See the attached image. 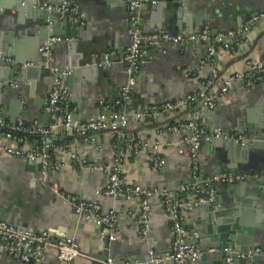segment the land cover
Returning <instances> with one entry per match:
<instances>
[{"label":"crops","instance_id":"0c3cea01","mask_svg":"<svg viewBox=\"0 0 264 264\" xmlns=\"http://www.w3.org/2000/svg\"><path fill=\"white\" fill-rule=\"evenodd\" d=\"M22 1L0 0L1 46L8 50L6 58L12 60L10 66L18 65L26 72L23 76H16L15 81L9 84L12 89L9 91L4 85L10 82L12 69L7 65L1 67L0 117L11 123L22 120L47 126L50 118L44 107L53 87V74L45 69L39 52L41 40L37 21L20 11L26 7ZM67 2L78 7L83 30L71 37L75 41L62 42L53 47V66L72 70L67 84L72 91L74 117L89 121L98 118L105 105L115 104L127 83V67L120 61L130 45L128 9L131 0ZM263 11L264 0H158L157 5H150L141 11L142 29L144 33L166 31L171 36L187 38L194 35L201 24L198 20L204 23L205 28L209 27L206 21H210L206 17H212L211 23L223 31L221 35L238 31L249 18ZM10 18L12 24L8 25ZM164 26L172 30L163 29ZM229 42L234 52L219 48L214 56H210V47L214 44L211 41L165 43L161 48L149 50L134 89L133 98L139 104L127 107V111L130 115L143 113L151 116L139 121L131 118L128 133L134 139L160 142L161 149L158 153L143 151L130 155L124 165L127 180L145 188L171 191L193 185L188 156L180 152L181 141L189 137L190 132L170 130L179 120L186 119L192 109L153 115V108L178 101L201 89L216 92L225 78L246 72L249 63L260 61L264 56V20ZM108 51L115 53V61L119 60L111 68H100L98 64ZM73 65L91 70L75 76L71 68ZM215 70L218 71L217 76ZM72 76L73 79H70ZM208 117L204 126L207 135L219 129L226 136H245L250 145L234 151L222 142L204 141L200 152L202 180L199 186L204 187L211 177L219 173L246 174L249 183L245 184V190L247 193L253 190L254 193H249L250 196L246 194L239 202L231 204L224 199L228 192L226 184H217L215 204L186 210V226L199 233V245L204 249L220 247V242L214 239L231 227L251 237L264 238V194L258 187L264 183V82L250 88L244 87L242 82L235 83L217 107L208 111ZM239 129L245 132L240 133ZM115 138L114 134L105 131L96 135L98 144L83 145L79 139L72 137L74 148L88 166L82 167L67 155L58 153L55 158L63 165L62 171L48 177L51 185L78 197L80 201H97L105 212H116L119 224L112 249H107L105 241L100 239L101 232L106 228L98 231L99 228L86 223L83 216L75 212L71 203L52 189L42 187L39 164L26 158L0 155V220L20 230L30 229L36 233L51 231L52 246L44 264H103L105 257L120 264H154L149 251H154L155 256L160 258L170 254L171 223L160 198L152 202L151 231L143 240L137 224L138 201L101 195L108 181L104 168L114 159ZM0 142H3L1 130ZM154 156L166 160L162 169L152 163ZM193 196L192 192L185 200ZM66 237L75 239L81 254L71 263H61L57 258L56 245ZM239 251L244 252L242 248ZM216 258L211 255L208 261ZM0 264L24 263L5 257ZM240 264L248 263L242 261ZM258 264H264V260L260 259Z\"/></svg>","mask_w":264,"mask_h":264},{"label":"built area","instance_id":"2783aa9c","mask_svg":"<svg viewBox=\"0 0 264 264\" xmlns=\"http://www.w3.org/2000/svg\"><path fill=\"white\" fill-rule=\"evenodd\" d=\"M158 0H131L129 4V28L128 38L130 45L121 58L127 66V83L122 89L120 98L115 102L114 107L106 106L98 118L89 121H80L74 117V109L71 104L72 91L67 84L71 76V69H60L53 66V47L62 42L75 41L74 38H64L59 35H49L40 45L39 52L45 59V69L54 75V83L45 103L44 112L49 116L50 123L46 126L38 122L26 123L18 121L11 123L0 117V130L2 131L3 142H0V155L13 158H26L31 162L39 164L42 173L41 185L49 188L55 194L71 203L76 213L83 216L88 224L97 228L104 227L100 234L101 241L109 238L116 240L119 217L114 210L105 212L97 201H80L78 197L61 191L58 186L51 185L48 181L50 175L62 171L63 165L55 156L58 153L67 155L75 163L87 167V161L74 148L73 140L58 142L57 136L76 137L83 145L98 144L96 135L109 131L115 135L114 159L112 164L104 168L108 176L107 185L101 195L112 199H123L126 201H138L137 224L139 234L146 240L151 231L152 202L160 198L166 216L171 223L172 239L170 243V254L160 258L155 256L154 251H149L152 263L161 264L171 262L172 264H196L205 254L208 256H223L226 264H233L235 259L240 261L259 258L264 260V247H258L248 252H240L237 247H209L202 248L199 245V233L191 231L186 226L184 212L203 204H215L217 184H236L248 179V175L219 173L211 177L205 186H199L202 172L201 146L204 141L211 142L216 139H225L246 147L248 139L245 136H226L221 130H215L212 134H206V111H212L230 92L233 85L242 82L244 87L250 88L257 83L264 82V56L258 62H251L246 72L236 73L225 78L216 92L207 88L193 92L182 99L166 103L160 107L153 108V115L172 114L183 109H192L190 115L170 128L171 131L179 133L181 130L190 132V136L181 141V153H185L189 159L190 176L193 185L182 186L178 191L167 189H149L129 181L124 176V165L127 158L132 154H139L143 151L158 153L161 143H150L148 141L132 138L128 133L131 118L135 120H146L150 114L137 113L130 115L127 111L128 103L133 100L134 89L137 85V77L141 67L146 63L151 48H161L165 43L181 44L195 41H211L214 44L210 47V56H214L218 49L231 50L234 48L230 40L239 37L259 21L264 20V11L249 18L238 31H231L216 37L211 36L209 27L202 29L199 35H191L187 38L182 36H171L166 31L144 33L142 29L141 11L144 7L157 5ZM65 2L61 7H55L45 3L42 9L47 13L53 11H71L77 14V20L82 19L79 9L76 6H69ZM48 23L50 24L49 20ZM116 55L114 52H105L102 61L98 64L100 68H111L115 64ZM0 62L12 63L0 53ZM217 76L218 71H214ZM198 106V110L193 107ZM116 108V109H115ZM152 163L158 169L166 165V160L160 156H154ZM91 170H94L91 168ZM194 196L185 200L191 193ZM100 195V193H98ZM134 215V214H133ZM52 232L44 231L36 233L33 230H20L9 223L0 220V262L9 257L24 264H44L47 252L52 246ZM57 258L61 263H71L81 254L78 245L73 237H66L60 240L57 245ZM103 264H120L112 258H108ZM126 264V263H124Z\"/></svg>","mask_w":264,"mask_h":264},{"label":"water","instance_id":"95a60500","mask_svg":"<svg viewBox=\"0 0 264 264\" xmlns=\"http://www.w3.org/2000/svg\"><path fill=\"white\" fill-rule=\"evenodd\" d=\"M22 2L26 3V7L20 11H23L25 14H27L29 17L35 18L37 21L36 24V28L39 29V36H40V40L41 43L49 36V35H59V36H63L64 38H71L74 35H78L80 34V32L83 30L82 27V22L83 19H79L77 20V14H75L74 12H71L70 10L67 12H58V11H53L51 13H47L46 11L42 10V9H38L36 8L37 5H40L41 7L45 4V3H49L55 7H61L65 2H67V0H23ZM71 6V4L69 5ZM148 6L144 7L143 9H147ZM12 18H10V20H7L8 25L12 24ZM48 20L50 22V24L48 23ZM206 20H210L209 22L206 21V25L209 26V29L211 30V36H218L221 32V29L217 27L216 24L211 23V21L213 20V18H207ZM198 22H201L200 25H198L199 27L197 28V30L194 32V35H199L200 32L202 31V29L204 28V23L200 20H198ZM163 29L166 30H172L168 27H163ZM182 34V33H179ZM196 42H200L201 41H195L193 43ZM72 45V44H71ZM73 46V45H72ZM0 52L3 53V56L6 57V54H8V50L5 47L1 46V42H0ZM119 59H117L116 61H118ZM43 63L45 65V59L43 58ZM3 65H7L10 66L9 63L5 64V62H0V72H2L1 67ZM11 67V72H10V82L8 84H5L4 86L7 87V90L12 91V89L9 87L11 82L15 81V78L17 75L23 76L25 75V70L20 68L18 65L15 66H10ZM127 67V66H126ZM71 68H73V75L77 76L79 74H82L89 69H85V68H79L76 65L71 66ZM53 80H54V75H52ZM74 76H72L70 79H73ZM1 89V86H0ZM51 92V90L49 91V93ZM139 101L136 98H133V100L131 102L128 103V107L133 106V105H138ZM199 107H194V110H198ZM0 112H1V108H0ZM129 112V111H128ZM205 117H208V111L205 112ZM76 118H78V116L76 115ZM238 132L242 133L245 132L244 129H239L237 130ZM239 136V135H237ZM214 143H224V145L228 148V149H233L234 151L238 150V148H242L243 146L236 144L234 145V142L232 141H226L223 139H216L213 140ZM250 145V142L247 144V146ZM244 148V147H243ZM202 180V178L200 179ZM247 183H249L247 180L245 182L241 183H236V184H232V185H228L226 184V188H227V195L224 197V199L226 200V202H229L231 204H236L237 202H239V200L244 196V195H248L249 193H252L253 190H248V193L246 192V185H248ZM263 194H264V183L260 186H258ZM246 192V193H245ZM254 193V192H253ZM250 196V194H249ZM251 198H255L254 196H251ZM214 205V204H211ZM201 207H205V205H201ZM104 227H100L98 229V231H102ZM214 241H219L220 242V247H227V246H231V247H236L237 246V250L239 251V248H242V250H244V252H248L250 250H253L255 248H258V246H264V238L260 237H254V236H250L247 235L246 233H242L241 230H239L238 228L234 227V228H229L226 232H223L220 234L219 238L214 239ZM115 245V243H113L112 241L109 240V238H107L105 240V247L107 249H112V247ZM241 252V251H240ZM109 258V257H108ZM107 257H105V260L108 259ZM209 256L208 255H204L200 261H198L196 264H226L225 262V258L222 257H218L214 260V261H208ZM260 261L259 258H255L253 260H247L244 261V263H248V264H258ZM242 261L235 259L233 264H240Z\"/></svg>","mask_w":264,"mask_h":264},{"label":"trees","instance_id":"16d2710c","mask_svg":"<svg viewBox=\"0 0 264 264\" xmlns=\"http://www.w3.org/2000/svg\"><path fill=\"white\" fill-rule=\"evenodd\" d=\"M111 107H114L113 105H110ZM116 109V108H115ZM72 137H62V135L57 136V141L58 142H63V141H70Z\"/></svg>","mask_w":264,"mask_h":264}]
</instances>
